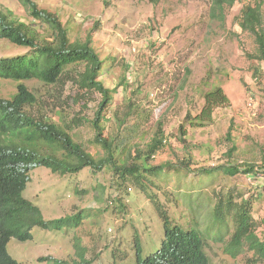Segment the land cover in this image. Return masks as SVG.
<instances>
[{
    "label": "rangeland",
    "instance_id": "374dc122",
    "mask_svg": "<svg viewBox=\"0 0 264 264\" xmlns=\"http://www.w3.org/2000/svg\"><path fill=\"white\" fill-rule=\"evenodd\" d=\"M33 1L40 9L57 13L72 40L92 35L104 62L99 78L115 89L111 109L128 112V102L134 107L121 125V114H110L107 126L112 133L119 127L120 137L115 139L123 140L121 146L127 141L151 140L161 122L166 143L151 164L173 162L185 169L167 167L160 176H150L152 181L144 191L130 178L120 184L107 167L63 176L39 165L30 172L24 196L39 206L46 220L67 214L82 218L78 225H73L78 222L74 219L49 230L36 226L30 240L12 238L7 245L10 255L21 264H47L39 260L41 256L92 260V264H137L138 250L142 258L156 253L165 236L156 204L159 199L172 226L203 233L210 264H264L248 243L237 256L227 252L236 213L244 201L250 202L256 233L264 238V60L257 56L255 35L244 31L239 22L245 5L260 1L264 11V0H236L225 7L214 0ZM0 6L42 35L50 32L23 0H0ZM29 51L0 38V57ZM79 70L83 65L66 67L71 74ZM20 82L0 78V98H11ZM24 82L49 101L56 95L66 99L72 93L70 83L63 89L61 84L37 79ZM217 86H222L229 102L214 110L209 124L195 126L188 116L201 112L205 93ZM101 98L95 96L89 117H94ZM66 108L71 111L67 103L59 110ZM47 111L58 119L60 113L51 106ZM77 136L89 144L93 128L81 127ZM90 149L96 151L94 146ZM227 164L242 169L254 165L258 173L229 175L217 170L208 176L191 169ZM229 198L231 209L225 207L223 223L215 226L214 205Z\"/></svg>",
    "mask_w": 264,
    "mask_h": 264
},
{
    "label": "trees",
    "instance_id": "16d2710c",
    "mask_svg": "<svg viewBox=\"0 0 264 264\" xmlns=\"http://www.w3.org/2000/svg\"><path fill=\"white\" fill-rule=\"evenodd\" d=\"M30 9L32 16L41 19L50 31L42 35L25 21L12 18V11L0 6V38L30 48L25 54L0 57V78L21 81L17 91L11 98H0V264H21L12 257L7 245L12 238L26 241L33 238L32 229L39 226L49 230L64 224L78 222L79 214H67L52 220H46L42 210L23 194L30 181V172L42 165L53 173L61 175L78 174L85 168L99 172L109 168L117 176L121 184L127 179L142 190L147 189V182L170 169H185L173 162L152 165V160L164 148L166 143L163 123L160 122L154 136L142 144L123 140L116 127L112 133L107 126L110 114L119 116V125L124 124L128 116H132L134 107L127 111L112 110L113 92L99 77L103 69V60L92 44V35L85 40L70 37V31L57 13L38 8L33 0H23ZM220 7L233 6L236 0H214ZM240 26L244 31L254 34L258 43V58L264 60V11L259 1L256 5L249 3L241 10ZM76 64L83 65V70L76 73L66 71V67ZM37 79L48 85L61 84L65 89L70 83L72 92L68 98L56 95L52 100L41 99L29 88L25 80ZM64 79V80H63ZM101 95L96 105L94 117H89L90 104L95 96ZM205 102L197 116H188V120L196 126L209 124L213 120L214 110L229 102L222 86L213 87L204 95ZM58 99L59 102H54ZM51 102L53 104L49 105ZM64 103L70 109L59 110ZM60 115L55 120L46 108ZM58 110V111H57ZM123 115L124 113H126ZM194 120V121H193ZM90 126L93 137L83 142L77 136L78 129ZM228 135H231L229 131ZM122 139V138H121ZM94 146L96 151H91ZM191 165L188 159L187 166ZM183 167V168H182ZM205 175H212L220 170L225 174L236 175L244 171L256 172L254 165H246L242 169L237 165L220 167L191 168ZM153 197V196H151ZM223 198V197H222ZM155 200V198H154ZM232 198L220 199L213 208L214 225L218 226L225 219V207L231 209ZM160 215L164 220L165 236L161 247L156 253L145 258L139 255L137 264H210L206 251V240L199 229H185L175 224L163 208L161 201L156 200ZM236 228L227 252L237 256L244 244L248 243L254 255L264 258V238L256 233L257 224L250 209V202L244 201L236 213ZM219 222V223H218ZM47 264H92V260H66L50 256L39 257Z\"/></svg>",
    "mask_w": 264,
    "mask_h": 264
},
{
    "label": "clouds",
    "instance_id": "9594fccd",
    "mask_svg": "<svg viewBox=\"0 0 264 264\" xmlns=\"http://www.w3.org/2000/svg\"><path fill=\"white\" fill-rule=\"evenodd\" d=\"M109 203H112V200H110Z\"/></svg>",
    "mask_w": 264,
    "mask_h": 264
}]
</instances>
